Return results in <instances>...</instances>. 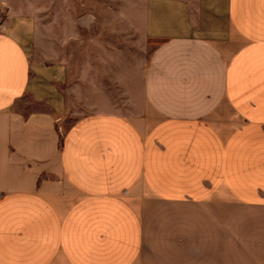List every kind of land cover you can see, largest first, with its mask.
Segmentation results:
<instances>
[{
  "label": "crops",
  "instance_id": "1",
  "mask_svg": "<svg viewBox=\"0 0 264 264\" xmlns=\"http://www.w3.org/2000/svg\"><path fill=\"white\" fill-rule=\"evenodd\" d=\"M0 264H264V0H0Z\"/></svg>",
  "mask_w": 264,
  "mask_h": 264
},
{
  "label": "rangeland",
  "instance_id": "2",
  "mask_svg": "<svg viewBox=\"0 0 264 264\" xmlns=\"http://www.w3.org/2000/svg\"><path fill=\"white\" fill-rule=\"evenodd\" d=\"M128 1V0H122V4L124 5L125 2ZM229 25L228 24V20L226 21V25L224 26V29L226 28V26ZM228 27V26H227ZM225 33V31L223 32ZM210 38H215V37H220L221 36V33H215V32H211V33H208L207 34ZM157 41L155 40L153 44H155ZM75 116L73 115L72 117L71 116H67L66 119L62 120L60 122V126H61V130H65L66 128H68V126L71 124V119L74 118Z\"/></svg>",
  "mask_w": 264,
  "mask_h": 264
}]
</instances>
